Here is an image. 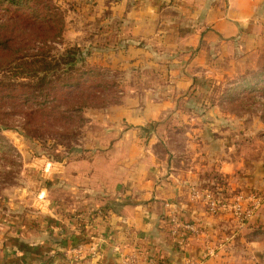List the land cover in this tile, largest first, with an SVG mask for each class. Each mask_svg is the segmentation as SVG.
<instances>
[{
  "label": "crops",
  "instance_id": "crops-1",
  "mask_svg": "<svg viewBox=\"0 0 264 264\" xmlns=\"http://www.w3.org/2000/svg\"><path fill=\"white\" fill-rule=\"evenodd\" d=\"M94 3L99 23L117 17L121 25L112 33L100 23L93 38L120 42L123 52L139 48V54L153 49L159 54L150 70L153 83L125 88L118 103L92 114L91 124L99 129L89 147H74L80 152L72 147L60 161L46 156L30 161L29 172L42 182L36 188L26 184L21 197L4 202L0 264H68L74 257L82 264H120V255L132 250H138L143 261L158 258L160 264H189L190 259L201 264H264V201L256 217L236 229L228 215L208 216L204 205L189 197L190 188H197L207 171L225 178L230 196L264 192V164L258 156L255 162L247 161L248 155L258 153L240 147L245 140L226 131L196 132L192 126L194 121L204 126L223 119L218 110H211L204 91L222 86L220 78L234 81L227 89L239 93L264 89V0ZM214 61L228 66L215 70ZM202 107L209 108L202 113ZM192 109L201 112L199 120L191 119ZM255 117L261 120V115ZM181 118L187 124L182 139L199 146L192 155L188 152L187 164L169 151L165 133L158 131L167 122L179 129ZM210 138L216 148L211 157L204 145ZM202 157L213 161L203 159L206 163L200 164ZM55 202L63 205L61 211L55 210ZM172 211L208 231L209 241L191 239L187 263L165 223ZM80 212L87 221L83 227L64 217ZM205 242L222 244L214 257L203 259Z\"/></svg>",
  "mask_w": 264,
  "mask_h": 264
},
{
  "label": "rangeland",
  "instance_id": "rangeland-1",
  "mask_svg": "<svg viewBox=\"0 0 264 264\" xmlns=\"http://www.w3.org/2000/svg\"><path fill=\"white\" fill-rule=\"evenodd\" d=\"M94 2L95 0H49V4L55 7L56 13L63 21V33L59 42L48 43L46 46L51 47L49 50L51 58L56 57L66 49L78 48L79 55L84 58V67L103 69L104 78H108L113 83L112 90L107 93L109 102L105 105L101 104L98 108L83 109L75 113L71 112V114L73 113L83 119L65 128L58 126L52 131H40L37 134L32 130L26 132L23 115H11V108L0 104V205L4 206V202L19 198L26 192V184L31 182L27 179V175L30 173L28 170L30 161L46 156L45 154H49L53 159H60L68 147H89L92 142L91 137L97 134L99 129L95 124H91V115L100 114L111 105L118 103L127 91L125 88L138 89L141 85L146 87L149 83H153L152 80L154 79L150 74V70L156 67L159 59V54L154 49L151 51L147 50V53L142 52L141 54H139V48L133 49L134 52L131 51L132 49L126 48V51L123 52L125 49H120V42L118 44H115L114 41L105 42L108 37L96 36L93 38L100 23L103 26L108 25L112 33L118 31L121 25L117 17L113 21L107 18L99 23L101 20H97L95 11H92V8H95L93 6ZM109 22L111 23L109 24ZM115 36L112 35V39ZM84 51H87L85 56L82 55ZM77 57L79 58V56ZM234 59L233 57L231 61H234ZM220 65L224 68L228 66L214 61L212 67L219 71ZM202 77H207V75H202ZM233 78L235 79V77ZM13 79L6 69L0 70L1 81L10 82ZM206 81H204L205 84L209 83V79ZM218 82L222 86L215 87V89H212L211 86L205 88L204 91L207 94L206 97L210 99L209 107H212L211 110H218L219 116H222L223 119H221V122L217 120L218 123L216 125L207 123L208 125L204 126L199 121H194V125L192 124L193 128L196 129V132H206V134L210 130H215L217 134L220 131H226L228 136L231 135L237 140L242 138L245 141H242L240 147L243 146L245 150L251 149L258 153V155H248L246 157L247 161L255 162L258 156L259 160L264 164L262 158L264 156V136L261 134L264 132V106L261 105L264 99V91L256 94V97L261 102L259 105L241 107V100L236 99L239 92L234 90L232 94L229 91L230 89H227V86H230L229 83L233 85L234 81L230 82L228 77H222ZM227 93L230 97L227 96ZM100 95L103 97L104 93ZM208 108L202 107L200 111L203 113ZM190 113L193 116H191L192 120H199L201 112L192 109ZM256 115H261V120L256 121L258 119L255 117ZM180 122V128L177 130H173L171 123L167 122L158 131L162 134L165 133L169 151H173L175 155L182 157L187 164L189 156L199 146L195 142L188 144L187 141L182 139L181 133L186 130L187 124L183 121V118H181ZM51 128L53 127L51 126ZM26 134H29V139ZM31 134L35 135V137H32L33 140L30 138ZM224 139L221 141H224ZM186 145H189V148ZM204 145L211 157L216 149L214 147L215 143L210 138L206 139ZM210 157L207 159L199 158L198 163L203 164L207 160L212 162L213 159ZM210 172L214 173L213 171H207V174H210ZM207 191L211 192V189L207 188ZM259 194H262V191H259ZM2 223L4 222L0 219V230L3 227Z\"/></svg>",
  "mask_w": 264,
  "mask_h": 264
},
{
  "label": "trees",
  "instance_id": "trees-1",
  "mask_svg": "<svg viewBox=\"0 0 264 264\" xmlns=\"http://www.w3.org/2000/svg\"><path fill=\"white\" fill-rule=\"evenodd\" d=\"M56 11L49 0H0V70L6 69L14 78L10 82L0 80V104L11 108V115H23L26 132L32 130L35 134L58 126L65 128L83 119L71 112L107 104V93L113 86L104 78L103 69L84 67L78 48L66 49L51 58V47L46 44L59 42L63 33V21ZM229 91L233 94L234 89ZM227 96L230 97L228 93ZM236 99L241 100V107L261 103L256 94L248 92L239 93ZM32 137L35 135L30 136L33 140ZM45 155L54 161L61 159ZM202 175L197 188H209L217 199H223L227 194L225 178L216 173ZM27 179L35 188L42 182L34 173L28 174ZM62 207L61 203H54L56 211ZM3 212L6 207L0 205V214ZM81 214L64 217L75 219L83 227L87 221Z\"/></svg>",
  "mask_w": 264,
  "mask_h": 264
},
{
  "label": "built area",
  "instance_id": "built-area-1",
  "mask_svg": "<svg viewBox=\"0 0 264 264\" xmlns=\"http://www.w3.org/2000/svg\"><path fill=\"white\" fill-rule=\"evenodd\" d=\"M190 200L193 202H201L204 205L205 212L208 216L216 217L221 215H228L234 228L242 229L250 221H252L258 214L260 207L264 201V192L262 194H250L248 196L226 194L223 199H217L211 192L205 190H199L195 187L189 190ZM167 208L171 206L166 205ZM171 209V208H170ZM165 223L168 226L169 235L172 238L176 251L181 255L182 260L188 258L191 239L202 237L204 240L209 241L208 231L203 225L197 221L189 220L180 213L172 211L165 219ZM210 242L204 244L203 259L208 257H214L216 250L219 249L222 244L217 243L213 246L209 245ZM115 252H119L118 247L113 248ZM79 253H77L78 255ZM120 254V253H119ZM120 264H160L158 258L149 259L143 261L141 254L138 250H132L129 254L120 255ZM189 264H201L200 261L189 260ZM68 264H82L81 259L74 257Z\"/></svg>",
  "mask_w": 264,
  "mask_h": 264
},
{
  "label": "water",
  "instance_id": "water-1",
  "mask_svg": "<svg viewBox=\"0 0 264 264\" xmlns=\"http://www.w3.org/2000/svg\"><path fill=\"white\" fill-rule=\"evenodd\" d=\"M86 54H87V51H84L82 53L83 56H85ZM72 151H74V152H80V149H78V148H72Z\"/></svg>",
  "mask_w": 264,
  "mask_h": 264
}]
</instances>
